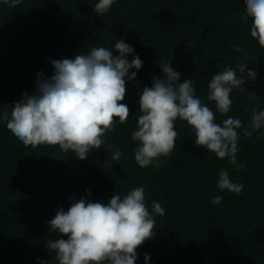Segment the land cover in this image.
I'll list each match as a JSON object with an SVG mask.
<instances>
[{"label": "trees", "instance_id": "obj_1", "mask_svg": "<svg viewBox=\"0 0 264 264\" xmlns=\"http://www.w3.org/2000/svg\"><path fill=\"white\" fill-rule=\"evenodd\" d=\"M96 2L0 4V111L10 113L25 93L33 95L36 75L53 74V59L101 46L118 54L112 46L123 39L143 61L118 102L129 107L127 122L117 118L101 148L85 159L58 145L22 146L0 124V264H37V257L58 264L47 242L67 237L49 232L46 223L58 208L67 210L73 198L87 195L86 189L96 202L137 186L145 188L149 210L156 201L165 214L153 213L155 235L137 247L136 264H145V253L150 264H264V129L251 137L238 130L243 169L196 146L192 128L179 119L175 147L159 166L139 167L131 139L141 114L139 92L154 76L163 78L161 62L170 61L182 74L179 82L194 81L196 95L209 104L217 123L232 116L248 127L253 110L264 109V49L250 34L252 18H245L244 0H117L102 15L93 10ZM240 62L257 76L245 82L244 90H233L231 109L222 116L207 101L208 82ZM110 145L121 149L119 161L111 159ZM221 169L243 184L240 194L218 189ZM217 195L222 200L213 205Z\"/></svg>", "mask_w": 264, "mask_h": 264}, {"label": "clouds", "instance_id": "obj_2", "mask_svg": "<svg viewBox=\"0 0 264 264\" xmlns=\"http://www.w3.org/2000/svg\"><path fill=\"white\" fill-rule=\"evenodd\" d=\"M23 0H0V4L17 7ZM117 0H97L93 10L102 15L109 12ZM245 18L251 17L250 34L264 49V0H244ZM115 39V38H114ZM109 47H92L87 54L72 58L51 60L53 74L36 75L35 92L23 95L21 102L9 113L0 111V124L22 146L58 145L64 152H73L85 159L93 149L101 148L104 136L115 123L124 124L129 107L123 101L126 81L135 80L143 66L142 59L123 39ZM239 51L237 45H233ZM132 55L131 60L128 59ZM159 66L163 78L153 77L152 85L139 92L140 115L136 130L131 134L136 142L133 156L141 168L159 166L161 157L170 155L175 147V122L185 121L195 133L194 144L227 159L238 169L247 167L237 158L243 135L264 129V109L253 110L248 127L239 118L227 116L216 122L209 104L196 95L194 81L184 78L170 61ZM134 69V70H133ZM131 70V71H130ZM257 73L240 62L214 74L208 82L207 101L214 102L220 115L229 113L234 89L244 90L247 80L255 81ZM111 159L119 161L122 151L114 145ZM217 187L229 193L240 194L243 184L233 182L229 172L221 169ZM87 195L90 190L86 189ZM87 195L73 198L67 210L58 208L46 223L49 232L64 234L67 238L49 239L48 249L54 251L58 264H136L137 247L155 235L153 213L163 216L165 209L152 201L151 211L146 205L145 188L137 186L121 195L115 192L107 201H90ZM222 197L211 200L219 204ZM150 264V254H144ZM37 264H49L37 257Z\"/></svg>", "mask_w": 264, "mask_h": 264}]
</instances>
